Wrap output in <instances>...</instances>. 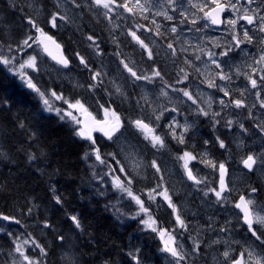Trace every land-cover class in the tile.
I'll use <instances>...</instances> for the list:
<instances>
[{"label": "snow or ice", "instance_id": "obj_1", "mask_svg": "<svg viewBox=\"0 0 264 264\" xmlns=\"http://www.w3.org/2000/svg\"><path fill=\"white\" fill-rule=\"evenodd\" d=\"M71 3L81 12L85 10L89 13L102 12L103 19L109 24H112L114 20L120 21L111 31V39L116 46L113 55L117 58L120 69L127 73L133 89L158 87L160 96L168 97L169 92L177 97L182 96L186 98V101H191L190 107L195 106L193 115L197 118L201 116L207 118L213 129L218 126H222L227 131L238 128L241 135L250 134L249 129L245 127V122L239 119H227L226 114L231 113L235 117L238 115L236 110H247L248 118L255 119L252 109L259 107L264 110V0H143V2L142 0H123L122 3L118 0H71ZM9 6L19 8L20 11L24 10L15 3ZM54 7L56 10L45 17L44 24L50 25L53 29H59L68 22V17L60 10L59 0H56ZM137 17L150 21L151 26L140 23ZM25 19L28 31L24 38L17 40L14 44H0V71L6 72L13 79L18 78L22 86L37 96L42 104V110L50 114L54 113L61 122L71 125L73 134L87 143V150L82 158L85 161H92L89 167L92 169L93 179L100 186L98 194H105L108 187L119 194L117 203L111 205L117 215L138 220L144 230L157 234L162 242L161 251L171 257L170 264H187L190 258L200 254L201 241L191 236L190 224L184 218L183 210L174 203L173 195L169 193L166 186L161 163L157 159L144 163L143 150L139 144L131 143L125 133L132 130L137 137H142L146 147L159 154L161 150L167 149L168 138L177 145H186V138L194 128L195 121L189 122L188 116L183 114L179 106L171 108L160 106L154 99H149L147 91L144 95L130 98L114 80L106 81L108 73L102 69L93 68L80 52L73 51L71 58L65 55L64 46L45 31V27L41 26L38 18L28 15ZM161 21L175 22L166 26ZM121 24H124L123 29ZM214 26H223V43L216 37L202 39L204 30ZM145 32L149 36L142 39L138 33ZM185 32L195 34L196 43H192L184 35ZM121 35L130 37V42L139 46L142 55L146 54L147 60L151 62L147 72L135 70L134 62L123 57L120 51ZM86 40L95 55L103 56L102 41L98 37L90 34ZM158 40L174 58V66L182 56L183 65L192 68L198 76L203 77L199 84H206L211 90L206 100L199 94L194 95L187 87H179L185 81L189 83V86L193 83L189 80V72L185 67L179 68L174 83L165 80L163 69L157 63L158 53L154 52L152 47ZM164 41L167 42L163 43ZM256 44L260 45L257 53L246 51L248 45ZM240 52H244L245 57L250 58L252 62L246 66L230 63L233 55ZM42 54L51 57L55 65L48 69L43 68V61L39 59ZM73 60H76L89 73L86 83H80L75 78H71L75 82L71 83L70 94L65 93L62 85L43 88L38 77L47 75L55 84L60 73L70 70ZM241 77L245 83L239 89L240 98H235L237 96L235 81ZM107 83L113 85L114 91L107 87ZM98 93L102 95H97ZM218 93L222 95L217 96ZM115 95L123 97L124 101L130 104L134 102L132 110L137 113V118L129 115L122 117L117 112L112 106L116 103L113 99ZM152 95L155 97L154 91ZM249 96L253 98V103L250 105L246 103ZM89 100L92 104L88 103ZM213 104L217 105L218 111L213 110ZM93 106L103 111V120L92 117L89 108ZM166 113L170 118L162 125L161 122L166 118ZM85 116L92 118L91 124L83 119ZM180 116H183V124L178 119ZM17 126L24 129L25 124L21 121ZM253 126L259 134H264V123H255ZM94 132L102 133L103 137L114 146L121 141L122 137L124 140L121 141L117 151L102 152L104 145L97 141L93 135ZM36 139L37 134L31 132L28 137L29 147L36 142ZM215 141L220 149L228 151V145L224 139L216 136ZM209 143L208 140L204 141L205 145ZM20 151L23 152L24 149ZM125 152L127 156L124 159L134 161L130 166L126 163L122 164L119 158ZM43 154L41 151V155ZM0 157L8 159L9 153L0 148ZM137 157L141 159L137 160ZM27 159L35 162L38 157L34 152H28ZM175 160L180 163L184 178L191 181L193 187L197 192L202 193L204 198L214 197V203L224 211L229 210V205L232 209L238 210L234 213L236 225H233L231 219H226L224 224L216 229L219 233L228 234L234 227L240 226L246 228V233H250L255 241L260 242V250L251 245L241 246L238 254H235L236 249L225 242L228 246L221 254L223 264H264V205L258 204L254 199L259 191L258 188L249 186L245 193L238 195V199H230L233 189L229 188L226 182L227 161L217 162L206 151L194 153L187 148L182 151V154L176 156ZM193 161L209 169V175L199 177V169L194 173V166H190ZM241 163L249 172L255 171L256 167L264 168V151L250 152L241 160ZM141 167L151 170L152 179L156 183L155 186L137 194L133 191V187L139 182L137 169ZM217 176L218 179H214ZM51 191L54 203L61 205L62 197L55 194L54 187ZM121 201H126L135 211L131 215L120 211ZM165 204L171 210L173 217L171 228L160 224L153 214L154 208L159 211ZM38 212L39 206L32 201L31 206L26 208V212L22 211L21 215L33 218ZM193 216L195 217V214ZM68 219L74 226L73 231L83 232V226L77 215H72ZM0 222H7L0 226V233L6 235L11 244L9 250L2 254L7 259L0 264H47L48 250L31 232L27 231L28 225H24L17 216L6 215L4 212H0ZM12 224L21 226L23 231H8L7 228ZM212 226V218H209L208 227ZM42 227L52 229L47 219L44 220ZM57 239L64 242L66 237L57 234ZM186 239L192 241L191 252L185 250L180 242ZM139 253L140 250L136 249L135 252L122 254L130 257L131 264H141ZM71 264H78V261H73ZM104 264L108 262L105 261Z\"/></svg>", "mask_w": 264, "mask_h": 264}, {"label": "trees", "instance_id": "obj_2", "mask_svg": "<svg viewBox=\"0 0 264 264\" xmlns=\"http://www.w3.org/2000/svg\"><path fill=\"white\" fill-rule=\"evenodd\" d=\"M2 3L5 5H0V8L6 11L13 3L23 8L17 0H2ZM14 9L24 20L25 10ZM101 48L106 50L102 46ZM85 55L93 65L91 52ZM112 57L113 63H117L114 56ZM118 97L113 96L116 103L112 106L124 116L137 118V113L132 109L126 108L125 111V108L119 107ZM193 113L189 112L194 120L196 117ZM21 121L25 124L24 129L17 126ZM31 132L37 134V139L29 147L28 137ZM205 140L207 139L201 137L202 142ZM208 140V145L195 147V150L203 152L207 149L211 158L217 162L227 161L217 150V143L213 138ZM97 141L106 145L102 152H107L104 138H97ZM140 141L142 142L141 139ZM0 148L9 153L8 159L0 157V212L17 216L24 225L29 226L27 231L48 250L47 264H67L60 260L59 248L63 242L57 239V234L73 239L81 264H104L105 261L108 264L123 263L122 253H125L127 245L141 246L150 240L147 234L143 233L141 236L135 232L141 229L135 222H131L129 226L127 221L118 218L111 206L118 201L112 194L111 187L107 188L105 194H98L100 186L93 179L92 169L89 167L92 161L82 158L87 150V143L73 134L71 125L61 122L54 113L42 110L37 96L22 86L18 78L13 79L4 71H0ZM21 149L24 151H20ZM143 149L146 157L151 158V151L145 145ZM28 152H34L38 159L30 162L27 159ZM236 155L234 152V160ZM241 160L242 158L240 162ZM259 181V178H255L249 182L247 180V183ZM52 187L56 190L55 194L62 197L61 205L54 203ZM32 201L39 206L38 214L33 218L21 215L22 211L26 212V208L31 206ZM72 215L79 217L83 232L73 231L74 226L68 219ZM45 219L52 225V229L42 227ZM3 224L7 222H0V226ZM133 224L134 230L127 229ZM14 226L17 225L12 224L7 230L23 231L21 226H17L18 229H14ZM10 247L9 238L0 233V262L7 259L2 254ZM151 250L152 245H149L147 248L141 247L140 252L142 256L152 258Z\"/></svg>", "mask_w": 264, "mask_h": 264}, {"label": "rangeland", "instance_id": "obj_3", "mask_svg": "<svg viewBox=\"0 0 264 264\" xmlns=\"http://www.w3.org/2000/svg\"><path fill=\"white\" fill-rule=\"evenodd\" d=\"M0 1H1L0 5L4 6L5 4L2 3V0ZM17 3L21 4L25 10L23 14L24 20H22V15L21 14L19 15L13 7L9 6V9H7V11L4 8H0V44H9V43L14 44L17 40L23 39L25 33L28 31V26L26 24L25 17L28 15H31L33 17L38 18V22L41 23V26L45 27L46 32H48L50 35L51 34L54 35L60 42H62L65 45L67 55L70 58H71V53L73 51L80 52L81 55H83L86 59H87V56L85 54L91 52V55L93 56L91 60H94L93 65L90 63L92 67L106 71L108 73L106 81L114 80L116 85H119L121 89L126 94L129 95L130 98L144 95L145 92L147 91L149 99H154L156 103H158L160 106L171 108L173 106H178L180 105V103H182L181 102L182 96L177 97L171 92H169L168 97L160 96L159 88L145 89L143 87H137L133 89V87L130 86L132 84L131 80L128 79L127 73L123 72L120 69V67L118 66V60L113 55L116 46L112 42L111 31L115 26L116 20H114L112 24H109L108 21L103 19L102 12H99V13L92 12V13L85 14L84 12H81L80 10L75 9L71 3V0H59L60 10L62 11L63 14L67 15L68 22L63 24L59 29H53L50 27V25L44 24V19L50 12L56 10V8L54 7L56 0H17ZM137 19L140 23L149 25L148 23L150 21H144L143 19L139 17H137ZM157 19L160 20V18H157ZM161 22L165 23L166 26L170 24V22H163V21ZM58 23L60 22L58 21ZM96 24H102V27H98L96 26ZM84 25L91 26V28L90 27L86 28V26ZM123 27H124V24H123ZM88 30H90V34H94L96 37L99 38L100 41H102L101 46L106 48V50H104L103 56L95 55L92 49L88 46L89 42L87 40H86L87 43H84L83 45H78V43L76 42L75 36L77 32L82 33L84 31L85 33H88ZM213 31H214L213 28L204 30V32L202 33V39L216 37L218 40H220L221 39L220 34H215ZM219 33H222V29ZM138 35H141L142 39L149 36V34L146 32L143 34L138 33ZM184 35L187 36L189 40H191L192 43H196L195 34L185 32ZM120 41H121L120 51L122 52L123 57L126 60L134 62L135 70H139L141 72H147L150 68L151 62L147 60L146 54L142 55L141 49L139 48V46L130 42V37L123 36V39ZM145 42L147 43L148 40L146 39ZM166 42L167 41H164L163 43H166ZM152 47L154 48V52L158 53L157 63L160 64L163 69L165 80L170 81V83H174L173 82L174 78L171 77V71L177 69L178 66L180 67L183 66V57L181 56L179 60L177 61L176 65L174 66L173 65L174 58L161 46V41L158 40L152 45ZM5 51H6V48H5ZM255 53H257V51ZM110 55L114 56L117 63L116 62L115 64L113 63V59H112L113 57ZM46 56H47L46 54H42L41 57H39V59L43 61L42 67L48 69V68H51L53 65H55V62L52 61L48 56L47 57ZM18 59H19V56H18ZM251 62L252 61L250 58L245 57L244 52L234 54V57L230 59V63L232 64H242L245 66ZM130 66L132 65L130 64ZM191 70L193 71L192 68ZM53 74L55 75V73ZM71 78H75V80H78L80 83H86L89 79V73L85 71L78 64L76 60H73L70 70L60 73L59 77H57L56 79L55 84L47 75L38 77L37 79L40 81V84L43 86V88L58 87L62 85L65 93L70 94L72 92L71 83L75 82ZM199 78L200 77L195 74L189 75V80H192L193 83L195 82L196 84L192 83V85L189 86V83L187 82L184 87L189 88V90L192 91L194 95L199 94V96L202 99L206 100L210 91H205L203 89L206 87L204 84H199V81H197ZM44 79L46 81H44ZM239 80H242L241 83L235 86V91L237 92V95H238L239 89L242 88L245 83L243 77H241ZM217 83H219V81ZM198 84H199V87H197ZM107 87H109L110 89L114 91L113 85L111 83H107ZM153 91L156 94L155 97H153L152 95ZM221 94L222 93H218L217 96H220ZM85 95H87V93H85ZM97 95H102V93H98ZM118 98H119L118 105L120 108H125V111H126V108L128 109L134 108V102L130 104L129 102H125L123 97L119 96ZM165 98H166V101L168 100V102L170 103V107L169 105H166L164 101ZM88 103L92 104V101L89 100ZM246 103L249 105L252 104L253 98L251 96L247 97ZM214 105L215 104H213V107ZM213 109L215 111L219 110L218 107L213 108ZM89 111L92 113V115L95 117L96 120L104 119L103 111L97 110L95 106L90 107ZM181 111L183 112L185 116H188L189 122L195 121V124H196L197 117L194 118L193 120V118L189 114V112H194V111H189V110H185V111L181 110ZM236 111L238 113L237 116L233 117L231 116V113H228L226 115V118L227 119H239L240 121L245 122V127L249 129L250 134L241 135L240 130L238 128H235L234 130H231V131H227L222 126H220L214 129L213 135H214V138L216 136H220V137L222 136V139L225 140L228 147L232 149L234 152H236L237 154L236 157H237V161L239 164L240 158L242 159L245 158L246 155L249 154L250 152L264 151V136L259 135L251 130L253 129L255 119H249L248 116L245 115V118L247 119V122H248L247 123L244 118H241V117H244L245 112L242 113L243 110H236ZM117 112L122 117L124 116L120 112V110H117ZM256 113L258 114L260 113V115L256 114L257 117L259 118L263 117V110H261L259 107H257ZM239 114L241 115L240 117H239ZM165 117L166 118L162 120L161 122L162 125L167 123L168 119L170 118L167 113L165 114ZM201 118L202 119H200V122L202 120L205 122L208 120L207 118L202 117V116ZM178 119H180V122L183 124L184 122L183 116L178 117ZM205 122L204 123L201 122V123L206 129H209V127L207 126ZM158 134H159V130H158ZM194 134H195L194 132L190 131L187 137V144L190 146H195L197 144L195 141V137L193 138ZM227 135L230 137V139L228 138ZM125 136L129 138L131 143L139 144V147L143 150L144 143L140 141V139L142 140V137H137L132 130H129L128 132H126ZM123 140L124 138L122 137L121 141ZM121 141H118L117 145L114 146L111 142L106 140V142L104 143L107 144V147H108L107 152L117 151V148L120 145ZM139 141L141 142V144ZM166 143L168 145L167 149L161 150V152L159 153V156L157 153L154 154V152L149 147H147L150 149L152 157L148 159L146 155H144L143 159H144V163H147V160L150 161L151 159H157L158 162L161 163V167H162L165 181H166V186L169 189V193L173 195L174 203H176L183 210L184 218L190 224L191 236L193 238H198L201 241V243L204 244L203 248L202 249L200 248V254L194 258H190L187 262L189 264H205V259H208L209 264H222L223 258L219 253L220 250L217 249V245L219 243L217 242L218 241L217 237L223 236V234L219 233L216 230L217 225L219 226L222 225L221 224V214L216 213V207L215 209L212 207V204H210V199L204 198L202 193L197 192V190L193 187V185L190 184V182L187 181L186 178H184L183 170L180 167V163L176 162L175 160L176 156L182 154L181 150H183V145H177L174 141H171L170 138L166 140ZM202 145L203 146L205 145L204 142H200V147ZM186 148L188 151H193L195 153V151L191 150L189 147H186ZM254 148L256 149L260 148V149L254 150ZM220 150H223V149H220ZM223 151H220V153ZM203 152H205V150ZM203 152H200V153H203ZM206 152L209 154V151L207 149H206ZM125 156H127L126 152L123 153L121 157H119L121 159L122 164L126 163L130 166L131 164L134 163V161L125 160L124 159ZM140 159H141L140 157H137V160H140ZM190 166H194L193 167L194 173L196 172L197 169H199V177L201 178L209 175L210 170L206 168L205 171H202V168H205V167L203 165L202 167H199L201 165L198 164L196 161H193ZM234 166H235V163H234ZM241 167H243V164L241 165ZM257 168H258L257 170L258 176L261 178L260 184L263 186V189H264V168H261V167H257ZM235 169H239V168H235ZM235 169L228 171L226 180H227L229 188L233 189V191H236V194L238 195L240 193L246 192L247 189L244 188V182H247V177L243 175L242 170L241 172H239ZM137 171H138L137 179L139 182L135 184L133 187V191L135 193L139 194L141 192H144L147 188L155 186L156 181L152 179L151 170L147 169L146 167H141L137 169ZM255 178H257V176H254V179ZM217 179H218V176H217ZM111 191H112V194H114L116 199L118 200L119 194L114 192L112 188H111ZM259 196L263 197L264 193L259 192L255 194V197H254V199L256 200L258 204L263 205V203L260 201ZM158 202H159V198H158ZM120 203L122 205L120 211L124 212L126 215H131V213L135 211V209L130 204H128L126 201H121ZM159 211H161L160 213L164 215L167 221H169V225H167L168 228H171L172 221H173L171 210L168 209L165 204L163 207L159 209ZM153 214L156 216L158 222L161 224L160 220L158 219L156 215L155 208H154ZM193 214H195V217L193 216ZM118 218L121 221H127L129 226L131 222H135L136 225L139 228H141L140 230H135V232L140 233L141 236L143 233L147 234L148 236L150 233H152L150 231L144 230L138 220L126 219L120 216H118ZM209 218H212V221H213V226L211 228L208 227ZM13 228L18 229L17 226H14ZM134 228H135V224H133L131 227H127V229H133V230ZM185 235L187 236L188 234L186 233ZM155 238L156 240L154 241V243L157 245L158 250L161 251L162 245L159 242V237L157 234H155ZM251 238L255 241L254 237L251 236ZM177 239L180 240L179 237H177ZM180 242L183 244L185 250H187L188 252H191V248H190V245L192 243L191 240L186 239ZM149 243H150V240L146 241L144 245L141 244V246L140 245L133 246V244L127 245V249H125L124 254L129 253V252H135L136 249L140 250L141 247H144V246L147 247L149 246L147 245ZM241 246L239 247L240 250H241ZM231 247L233 248V245H231ZM257 250H259L258 247H257ZM59 252H60V260L62 262L71 264V262L73 261H78V264H81L80 258H79L80 254L78 250L76 249V244L72 238H67L63 242V244L59 248ZM139 254L141 257V264H155L152 258H147L145 256H142L141 252ZM169 259L171 260V258ZM96 264H102V263H96ZM119 264H131L130 257L124 255L123 263H119ZM166 264H170V262H166Z\"/></svg>", "mask_w": 264, "mask_h": 264}, {"label": "flooded vegetation", "instance_id": "obj_4", "mask_svg": "<svg viewBox=\"0 0 264 264\" xmlns=\"http://www.w3.org/2000/svg\"><path fill=\"white\" fill-rule=\"evenodd\" d=\"M118 2H120V3H122V0H118ZM84 13L85 14H87V13H89V12H87L86 10L84 11ZM120 23V21H116L115 22V24L116 23ZM170 23H172V22H170ZM149 25H147V26H151L150 25V22L148 23ZM84 26H86V25H84ZM96 26H98V27H102V24H96ZM87 27H90L91 28V26H86V28ZM223 28V26H219V27H216V26H214L213 27V32L215 33V34H220V37H221V39L219 40L221 43H223V36H222V33H219L220 31H221V29ZM50 29V28H49ZM121 29H123V24H121ZM51 31H52V29H51ZM90 34V30H88V33H85L84 31L82 32V33H80V32H77V34H76V36H75V40H76V42L78 43V45H83L84 43H87V41H86V37L88 36ZM50 35V34H49ZM52 35V34H51ZM59 43H61L63 46H64V51H65V54L67 55V52H66V47H65V45L62 43V42H60L54 35H52ZM123 39V36L121 35L120 36V40H122ZM259 47H260V45L259 44H256V45H248L247 46V48H246V50L248 51V50H250V52H252V53H254L255 54V52L259 49ZM217 51H219L218 49H217ZM233 57H234V55H233ZM230 62V61H229ZM182 67H185V69H186V71H188L189 72V75H192V74H195V75H197L198 76V74H196L194 71H192L191 70V68H188V67H186V66H182ZM179 68H180V66H178V68L177 69H175V70H172L171 71V77H173L174 78V80H173V82H175V80L177 79V73H178V71H179ZM200 78L197 80V81H200V80H202L203 79V77H201V76H199ZM202 78V79H201ZM192 81V80H191ZM241 81L242 80H236L235 81V86L236 85H239L240 83H241ZM169 83H170V81H168ZM218 82V81H217ZM186 83H187V81H185V83L184 84H181V85H179V87H184L185 85H186ZM193 84H196L195 82L193 83ZM192 85V84H191ZM205 85V87L206 88H203L205 91H210L211 92V90H209L208 88H207V85L206 84H204ZM234 86V87H235ZM158 88V87H157ZM157 88H155V89H157ZM202 88V87H201ZM222 95V94H221ZM235 98H239V96L237 95ZM227 99V98H226ZM165 103H166V105H169V107H170V103L168 102V100L166 101V98H165ZM181 102L182 103H180V105H178L179 107H180V109L181 110H189V111H195V106H191L190 107V105H191V101H186V98H181ZM213 108H217V105H214V107ZM214 110V109H213ZM256 111H257V107L256 108H254V109H252V113L254 114V116H255V120H254V124L255 123H261V121H262V123H264V110H263V117H261V118H259V117H257L256 116V114H258V113H256ZM243 112H245V114H244V117H241V118H244L245 119V121L247 122V119L245 118V115H247L248 116V112H247V110H243L242 111V113ZM227 115V114H226ZM258 115H260V113L258 114ZM93 116V115H92ZM232 116V115H231ZM241 115L239 114V117H240ZM94 117V116H93ZM200 119H202L201 117H198L197 119H196V124L194 125V128L191 130L192 132H194L195 134H194V136H193V138L195 137V140L197 141L196 143V145L195 146H190V145H188V144H186V145H183V150H185V148L186 147H189L191 150H194L195 151V153H200V152H198V151H196L195 150V147H200V142H202L201 141V137H203V138H205V139H209L210 137H212L213 138V140H214V142L216 143V141H215V138H214V135H213V133H214V129L211 127V123L209 122V120H207L206 122L205 121H201L202 123H206L207 124V126L209 127V129H206V128H204V126H203V124L200 122ZM248 123V122H247ZM250 123V122H249ZM218 127H220V126H218ZM253 132H255V133H257V134H259V132H258V130L257 129H255V127L253 126V129H251ZM93 135L96 137V138H104L103 137V135H102V133H100V132H94L93 133ZM259 135H263L264 136V134H259ZM228 136V135H227ZM221 138H222V136H221ZM228 138L230 139V137L228 136ZM106 138H104V140H105ZM106 141V140H105ZM209 142H210V140H208ZM192 147H194V149H192ZM260 149V148H259ZM259 149H256V148H254V150H259ZM183 150H181V151H183ZM217 150L220 152V151H223V150H220V148L218 147V144H217ZM219 152H218V154H219ZM225 151H223V152H221V155H223V156H225V158H227V166H228V171H231V170H234L235 168H239V169H235V170H237V171H239V172H241V170H242V172H243V175H245L246 177H247V180H253L254 179V176H257V178H259L260 180H261V178L258 176V172H257V170H258V168L256 167L255 168V171H253V172H249L247 169H245L244 167H241V165H242V163L241 162H239V164H238V161H237V158H236V160H234V151L232 150V149H230L229 147H228V151L227 152H225ZM234 163H237V165L236 166H234ZM199 164V163H198ZM201 165V164H200ZM234 166V167H233ZM199 167H202V165L201 166H199ZM206 170V168H202V171H205ZM234 172V171H233ZM214 179H217V177H214ZM190 182V184H192V182L191 181H189ZM226 182H227V180H226ZM249 186H253V187H257L258 188V193L259 192H261V193H264V189H263V186L260 184V181L258 182V183H247V182H244V188H248ZM239 195V194H238ZM238 195L236 194V191H233V193H232V197H230V199H238ZM259 198H260V201L263 203V205H264V196L263 197H260L259 196ZM210 204H212V207L215 209V207H216V213H220L221 214V224L223 225L224 224V222H225V220L226 219H231L232 221H233V225L235 226L236 225V217H235V215H234V213L235 212H238V210H235V209H232L231 208V206L229 205V210L228 211H224V210H222L221 208H220V206L219 205H216L215 203H214V197L213 198H211L210 199ZM161 211H156V215H157V217H158V219L160 220V222H161V224L164 226V227H168L167 225H169V221H167L166 219H165V217H164V215L163 214H161L160 213ZM219 227V225H217L216 226V229ZM223 234V233H222ZM149 237H150V243L149 244H147V245H152V250H151V253L153 254V256H152V260L154 261V263L155 264H166V262H170V259L169 258H171L168 254H166V253H164V252H161V251H159L158 250V248H157V245L154 243V241L156 240V238H155V234L154 233H150L149 234ZM218 238V241H219V243H218V245H217V249L218 250H220L219 251V253H220V255L222 254V252H223V250H224V248L227 246V244L225 243V242H228L230 245H233V248L234 249H236V253L235 254H238V252L240 251V249H239V247L241 246V245H243V246H245V247H248L249 245H251L252 247H255L256 249H257V247H258V249L260 250V242L259 241H254L252 238H251V234L250 233H246V228H243V227H240V226H236V227H234V229H233V231L231 232V233H228V234H223V236H218L217 237ZM159 242H160V244L162 245V242H161V240L159 239ZM203 245L204 244H202L201 243V249L203 248ZM210 245V244H209ZM257 246V247H256ZM148 247V246H147ZM146 247V248H147ZM162 248V247H161ZM215 248V247H214ZM239 249V250H238ZM164 256V257H163ZM222 256V255H221ZM168 257V258H167ZM166 260V261H165ZM187 264H189L188 262H187ZM205 264H209V262H208V259H205ZM222 264H223V259H222Z\"/></svg>", "mask_w": 264, "mask_h": 264}, {"label": "water", "instance_id": "obj_5", "mask_svg": "<svg viewBox=\"0 0 264 264\" xmlns=\"http://www.w3.org/2000/svg\"><path fill=\"white\" fill-rule=\"evenodd\" d=\"M58 42V41H57ZM59 43V42H58ZM64 54H65V51H64ZM66 55V54H65ZM51 58V57H50ZM55 62V61H54ZM93 117V116H92ZM83 119H85V121L87 122V123H89V124H91L92 123V118L91 117H83Z\"/></svg>", "mask_w": 264, "mask_h": 264}, {"label": "bare ground", "instance_id": "obj_6", "mask_svg": "<svg viewBox=\"0 0 264 264\" xmlns=\"http://www.w3.org/2000/svg\"><path fill=\"white\" fill-rule=\"evenodd\" d=\"M124 74V73H123ZM125 75V74H124ZM129 79V78H128ZM129 83H130V81H129ZM129 83H128V85H129ZM130 86H132V84L130 85ZM128 136V135H127ZM134 136V135H133ZM135 138V137H134ZM187 139V138H186ZM194 140V139H193ZM138 141V140H137ZM197 142V141H196ZM147 148V147H146ZM149 149V148H148ZM144 150V149H143ZM150 150V149H149ZM146 151V150H145ZM171 152H172V150H171ZM154 154H155V152H154ZM158 156H159V154H158ZM148 161V160H147ZM234 167V166H233ZM244 167V166H243Z\"/></svg>", "mask_w": 264, "mask_h": 264}]
</instances>
